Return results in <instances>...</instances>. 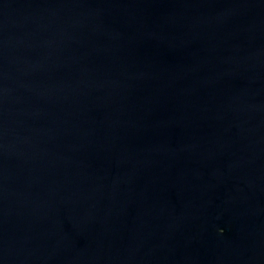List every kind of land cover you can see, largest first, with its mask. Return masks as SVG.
Returning <instances> with one entry per match:
<instances>
[{"label":"water","instance_id":"95a60500","mask_svg":"<svg viewBox=\"0 0 264 264\" xmlns=\"http://www.w3.org/2000/svg\"><path fill=\"white\" fill-rule=\"evenodd\" d=\"M0 264H264V0H0Z\"/></svg>","mask_w":264,"mask_h":264}]
</instances>
